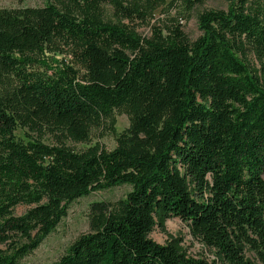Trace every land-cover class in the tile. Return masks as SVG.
Here are the masks:
<instances>
[{
    "label": "trees",
    "instance_id": "trees-1",
    "mask_svg": "<svg viewBox=\"0 0 264 264\" xmlns=\"http://www.w3.org/2000/svg\"><path fill=\"white\" fill-rule=\"evenodd\" d=\"M203 1L172 0L179 17L148 37L108 9L147 22L164 0L0 8V264H20L77 199L124 185L115 203L92 204L90 232L54 264H254L246 248L264 264V86L240 59H264V0H226L190 41L182 20ZM57 42L74 60L48 70ZM117 112L130 125L112 150L66 144L88 143ZM170 218L219 262L150 238Z\"/></svg>",
    "mask_w": 264,
    "mask_h": 264
},
{
    "label": "rangeland",
    "instance_id": "rangeland-1",
    "mask_svg": "<svg viewBox=\"0 0 264 264\" xmlns=\"http://www.w3.org/2000/svg\"><path fill=\"white\" fill-rule=\"evenodd\" d=\"M54 0H0V8H20L26 6H43L47 2ZM249 8H254V0H249ZM172 0H164L163 4L158 6L153 12L151 18L147 22L141 20H121L113 12L108 9V17L115 23H121L131 28L135 33L142 37H148L151 34V26L157 20L164 18L166 15L178 16L176 9H171L168 5ZM230 3L226 0H204L201 4L195 6L190 15L182 20L183 29L190 41L196 40L202 35L199 26V17L208 11H227ZM253 10V9H252ZM46 50L43 64L48 70H56L60 66L73 63V57L68 48L60 43H55ZM240 59L246 63L251 72L256 75L261 84L264 86V59H260L254 52H248L240 56ZM130 125L129 117L126 114L116 113L111 118L105 120L100 127L92 130L91 140L88 143H75L67 141L69 147L77 151L86 150L91 146H101L107 150L116 147L117 136L127 129ZM17 135L24 138L22 130L17 131ZM44 142L54 144L52 136L44 137ZM131 190L130 186L124 185L115 187L110 190L91 193L88 196L77 199L70 204L68 214L56 230L45 238L42 244L34 250L29 256L24 258L20 264H54L66 252L80 236L90 232V214L91 207L94 202L115 203L120 198L126 196ZM27 210L25 206H19L16 210L21 214ZM150 238L159 244L171 242L179 247V249L192 258H204L210 261H218L215 250L197 240L191 234L188 224L182 222L178 218H170L161 224H157L150 234ZM246 258L254 264H262L250 249L245 250Z\"/></svg>",
    "mask_w": 264,
    "mask_h": 264
}]
</instances>
